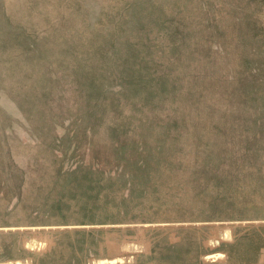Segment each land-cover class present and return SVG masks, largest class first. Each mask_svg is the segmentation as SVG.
<instances>
[{"label":"rangeland","instance_id":"1","mask_svg":"<svg viewBox=\"0 0 264 264\" xmlns=\"http://www.w3.org/2000/svg\"><path fill=\"white\" fill-rule=\"evenodd\" d=\"M48 136L58 138L51 147L70 154L69 165L108 168L120 181L123 199L104 217L115 221L87 232L138 238L140 264H149V232L171 225L154 223L143 200L146 191L155 197L158 182L198 197L215 193L219 199L198 208L212 222L221 220L231 171L224 166L245 167L230 172L237 174L229 188L253 198L242 207L257 209L264 227V0H0V142ZM175 147L183 152L170 154ZM187 162L226 170L192 176L168 169ZM158 167L167 168L160 174ZM80 193L87 198V189ZM231 204L232 218L258 217ZM194 222L172 221V229L203 236ZM217 227L213 233L230 226ZM54 249L42 250L59 259ZM44 252L20 256L45 264Z\"/></svg>","mask_w":264,"mask_h":264},{"label":"crops","instance_id":"2","mask_svg":"<svg viewBox=\"0 0 264 264\" xmlns=\"http://www.w3.org/2000/svg\"><path fill=\"white\" fill-rule=\"evenodd\" d=\"M63 186L66 188L62 191L69 190L68 184ZM86 189L90 191L89 188H79L69 194L59 215L52 212L53 201L49 202L45 199L48 192L61 188L42 187L34 183H0V264L10 261L39 264L36 258L20 255L34 254V252L42 255L43 250L53 245L55 247L53 251L57 252L55 253L59 259H53L54 253L44 252L48 257L45 264H77L79 257L82 258L83 264H89L87 255L88 259L134 257V261L127 264H140L141 248L138 238L128 234V242L120 231L103 230L98 234L99 236L97 231L87 232L89 230L87 229L89 226L87 198L80 193ZM178 189L182 197L183 188ZM166 198L171 200L168 194ZM27 203L34 204L32 210L31 207L26 210L27 207L24 206ZM18 205L21 209H17ZM154 218L158 220L154 223L171 225L156 226L149 232L147 245L149 264H264V230L261 219L253 222L246 219L234 222L232 220L196 221L194 224L199 231L197 233L203 236L195 238L185 237V229L180 226L172 229V222L160 214H155ZM100 225L103 229L106 228V224ZM219 225H222L223 230L226 229L225 226L230 227L223 233H213L212 230L217 231ZM235 236L241 240L240 243L234 241ZM208 238L216 240L214 242ZM93 239L109 251L98 252L95 247L88 245V241L91 242ZM249 240L253 241L252 246L248 244ZM184 241L186 243H183ZM194 242L195 245H192ZM79 249L82 253H79ZM216 253L225 254L226 258L215 263L204 260L205 256Z\"/></svg>","mask_w":264,"mask_h":264},{"label":"trees","instance_id":"3","mask_svg":"<svg viewBox=\"0 0 264 264\" xmlns=\"http://www.w3.org/2000/svg\"><path fill=\"white\" fill-rule=\"evenodd\" d=\"M58 125L54 124V131L58 136ZM53 136H48V138H41L39 142H24L19 138H13L12 140L7 139L6 141L0 142L2 148L0 150V183H34L40 184L42 187L49 186L55 188H61V190H54L48 192L46 201H53L54 206L51 208L55 213L61 215L63 206L67 202V196L69 194L74 193L75 189L79 188H89L90 191H87V225H100V224H110L115 220L112 219H104L105 214L110 209V204L112 201H119L123 199V194L121 196L119 193V189L117 185L119 182L116 177H114L111 172H108V168L100 167L99 169L88 168L86 164L77 165L76 167L69 165L70 162V154H63L56 149L55 146L51 147L52 144L57 143V140H53ZM3 140V139H1ZM59 143V142H58ZM170 154H175L177 152H183L182 148L175 147L172 149ZM262 151V149H261ZM257 152V151H256ZM263 152V151H262ZM260 154V170L263 169V160L264 155ZM3 159V161H1ZM74 167V168H73ZM125 167V166H121ZM227 167L230 172L232 170H236V168H245V167H235V166H224ZM221 166H208L204 165L202 167L198 166H189L187 162V166L182 165H173L168 166V169H173L174 173L187 174L192 176H198L201 170L208 168V170L220 171L226 170ZM167 167H158L159 173L163 174L164 170ZM212 168V169H211ZM75 169V170H74ZM193 169V170H192ZM227 173V180L225 181V189L222 191L221 200V215L218 213V218L221 220H231V219H246V217L241 218L240 216L231 217L228 214L229 210L232 208V204L237 205L236 211L238 213H244L246 216L248 214L256 213L258 216L259 211L254 209L253 207L247 208L242 207V205L248 206L249 203L253 202V198L249 197V200L246 198H240V192L235 189L229 188L231 183H229L230 175L237 174L235 173ZM64 174H67V178L65 182H62V177ZM214 174V173H213ZM223 174V173H222ZM199 181H194L193 183H198ZM192 183V184H193ZM68 184L69 190L62 191L66 187L63 185ZM159 188L156 190L155 197H152V193L150 191L145 192V197H141L143 200H147L148 210L152 212V216L155 214H160L166 216V219L170 221L172 219L182 220V221H206L210 220V217L205 218V208L199 207H208V204L214 203L217 199H219L216 194L214 195L207 190H204L201 193H205L203 196H196L195 193L188 188H183L182 193L183 196H180V188L177 183H167V182H158ZM173 185H175L173 187ZM186 185V184H185ZM186 187V186H185ZM166 194L171 197L166 198ZM251 195V194H250ZM235 197L233 199L232 197ZM118 197V198H117ZM121 197V198H120ZM170 201V202H169ZM200 204V205H198ZM34 204L27 203L24 207H27L26 210L31 207L33 209ZM191 207L192 210L188 209ZM218 207V206H217ZM255 207V206H254ZM19 205L17 209H19ZM35 208V207H34ZM54 208V209H53ZM121 208V209H120ZM118 210L120 215L123 210L120 207ZM215 209L216 206L214 207ZM21 209V208H20ZM25 209V208H24ZM30 210V211H31ZM37 208L33 211H35ZM191 211L189 213H182L181 211ZM256 210V212H255ZM28 211V210H27ZM141 212V211H139ZM231 213V212H229ZM128 214V213H127ZM226 214V215H225ZM244 216V215H243ZM112 217L111 215L108 216ZM256 219H261V216H258ZM172 220V221H176ZM171 221V222H172ZM116 223V222H115Z\"/></svg>","mask_w":264,"mask_h":264},{"label":"water","instance_id":"4","mask_svg":"<svg viewBox=\"0 0 264 264\" xmlns=\"http://www.w3.org/2000/svg\"><path fill=\"white\" fill-rule=\"evenodd\" d=\"M229 235V232L228 234ZM226 258L225 254L222 253H216V254H210L204 257V260L210 263H215L220 260H223ZM134 261V257L124 258V257H114V258H99V259H93L89 262V264H127ZM2 264H26L22 261H10Z\"/></svg>","mask_w":264,"mask_h":264},{"label":"flooded vegetation","instance_id":"5","mask_svg":"<svg viewBox=\"0 0 264 264\" xmlns=\"http://www.w3.org/2000/svg\"><path fill=\"white\" fill-rule=\"evenodd\" d=\"M262 228H264V227H262ZM237 239H238V238H237ZM240 242H241V241L238 240V243H240ZM248 244L252 246V245H253V241H252V240H249V241H248Z\"/></svg>","mask_w":264,"mask_h":264}]
</instances>
